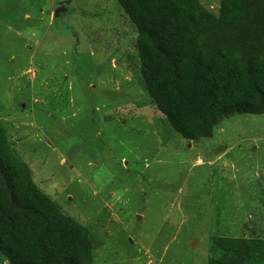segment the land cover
I'll return each instance as SVG.
<instances>
[{"label": "rangeland", "instance_id": "rangeland-1", "mask_svg": "<svg viewBox=\"0 0 264 264\" xmlns=\"http://www.w3.org/2000/svg\"><path fill=\"white\" fill-rule=\"evenodd\" d=\"M199 3L219 14L220 0ZM140 71L116 0H0V122L38 189L88 231L92 264H208L212 238L264 242V115L186 141Z\"/></svg>", "mask_w": 264, "mask_h": 264}, {"label": "trees", "instance_id": "trees-1", "mask_svg": "<svg viewBox=\"0 0 264 264\" xmlns=\"http://www.w3.org/2000/svg\"><path fill=\"white\" fill-rule=\"evenodd\" d=\"M137 33L136 84L175 132L209 139L220 120L264 115V0H116ZM208 264H264V242L211 239ZM88 231L33 182L0 122V255L9 264H92Z\"/></svg>", "mask_w": 264, "mask_h": 264}, {"label": "water", "instance_id": "water-1", "mask_svg": "<svg viewBox=\"0 0 264 264\" xmlns=\"http://www.w3.org/2000/svg\"><path fill=\"white\" fill-rule=\"evenodd\" d=\"M59 11H61L60 9H57V11L56 12H59Z\"/></svg>", "mask_w": 264, "mask_h": 264}]
</instances>
